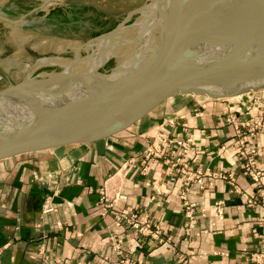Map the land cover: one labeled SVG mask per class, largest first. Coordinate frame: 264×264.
I'll use <instances>...</instances> for the list:
<instances>
[{"label": "crops", "instance_id": "crops-1", "mask_svg": "<svg viewBox=\"0 0 264 264\" xmlns=\"http://www.w3.org/2000/svg\"><path fill=\"white\" fill-rule=\"evenodd\" d=\"M260 109L264 90L220 99L179 94L112 135L0 158V264H250V253L264 252V205L246 204L245 195L259 193L242 170L231 121H256ZM152 140L173 158L231 173L239 191L217 178L206 189L192 186L189 221L183 175L162 159L141 172L138 156ZM170 140H188L186 152ZM246 147L264 171V133L247 137ZM120 210L157 224L164 242L119 223Z\"/></svg>", "mask_w": 264, "mask_h": 264}, {"label": "water", "instance_id": "water-1", "mask_svg": "<svg viewBox=\"0 0 264 264\" xmlns=\"http://www.w3.org/2000/svg\"><path fill=\"white\" fill-rule=\"evenodd\" d=\"M168 1L166 31L122 65L104 68L125 22L96 53L39 54L0 89V158L112 135L179 94L264 90V0Z\"/></svg>", "mask_w": 264, "mask_h": 264}, {"label": "rangeland", "instance_id": "rangeland-1", "mask_svg": "<svg viewBox=\"0 0 264 264\" xmlns=\"http://www.w3.org/2000/svg\"><path fill=\"white\" fill-rule=\"evenodd\" d=\"M167 1L0 0V89L22 77L20 74L30 63L29 58L39 55L27 43L14 41L13 30L17 31L18 26L33 33L35 39L43 36L70 38L76 45H85L80 51L81 56L85 57L96 53L94 45L99 40V35L125 22L128 26L120 30L123 35L120 31L117 32L118 37L125 39L131 32V24L141 20V17L150 18ZM141 34L144 36L143 31ZM95 37L97 38L93 39ZM118 48L112 50L114 55ZM55 53L58 52L48 51L45 54ZM72 55L71 49L67 56ZM114 55L108 59L104 68L117 62Z\"/></svg>", "mask_w": 264, "mask_h": 264}, {"label": "built area", "instance_id": "built-area-1", "mask_svg": "<svg viewBox=\"0 0 264 264\" xmlns=\"http://www.w3.org/2000/svg\"><path fill=\"white\" fill-rule=\"evenodd\" d=\"M229 120V119H227ZM235 120V119H234ZM235 126L236 139L235 144L238 146V154L242 161V170L255 184L259 197L252 195H245L246 204L253 207L257 204L264 205V171L257 167L256 150L253 147H246L247 137L254 135L257 132L264 133V110L260 109L258 112V119L256 121L237 122L231 121ZM187 141L170 140L182 147L183 152H186L188 145ZM141 172H144L149 162L156 159H162L166 165L167 170L171 173L173 170L182 174V188L179 197L182 200V206L185 216L189 221L195 219L194 203L188 200V193L192 186H197L200 189H206L211 185L212 179L226 180L235 191H239V187L235 184L234 177L231 173H221L214 171H207L191 162L185 155L173 158L166 155L163 151V142L152 140L148 143L146 148L138 156ZM102 199L105 200V191L101 190ZM216 215L222 217V209L216 204ZM117 221L120 223H127L132 226L137 232L143 236L149 237L154 243H163L164 238L162 231L157 224H152L148 220L143 219L137 213L128 210H120L116 215ZM189 227V226H188ZM261 237L264 241V225ZM250 264H261L264 260V252H252L249 254ZM189 263V261H187ZM72 264V263H65Z\"/></svg>", "mask_w": 264, "mask_h": 264}, {"label": "bare ground", "instance_id": "bare-ground-1", "mask_svg": "<svg viewBox=\"0 0 264 264\" xmlns=\"http://www.w3.org/2000/svg\"><path fill=\"white\" fill-rule=\"evenodd\" d=\"M166 3H169V1H167ZM174 3L175 2H172L171 6L169 7H168V4L167 5L164 4L161 7L162 10L160 11L163 12L165 10L167 12L169 10L170 11L169 15L166 14V12H164L166 15L163 17L161 16V14H164V13L162 12L159 13V11H157L156 13L151 14L150 18L141 17L140 18L141 20L136 21L133 27H131V32L129 33V36L123 39L122 44L119 46V48L116 47L119 49V50L116 49L117 51L115 52V55H114L117 62H115L113 66L108 67V69L118 66V65H122L124 62H126V60L130 59L133 52L137 51L138 49L140 50V48L147 47L151 43L152 38H157L159 36V33H162L163 31L165 32L168 27V24L170 23L172 19L171 16H173V13H174L173 12L175 8ZM178 3H179V0H178ZM171 8L173 9V11ZM167 16H170V17H167ZM141 31H143L144 36H141L142 35ZM120 33H122V31H120ZM13 36H14L13 39L15 42L19 41L21 43H27L28 47L38 54H45L48 51H55L58 53L66 54L70 52L71 49L72 51L76 49L81 50L85 46V45L84 46L76 45V43L73 40H71L70 38H66V37L56 38V37L43 36L39 39H35L36 36L33 35V33L24 31L22 30L21 27L19 28V26H18L17 31L13 30ZM106 42L107 41L105 39H99L94 45L95 49H100L104 47ZM29 60L31 63L34 60V58L33 57L29 58ZM30 63L26 67H28ZM105 69H107V67H105ZM23 73L20 74V76H22ZM20 78L17 81H19Z\"/></svg>", "mask_w": 264, "mask_h": 264}]
</instances>
